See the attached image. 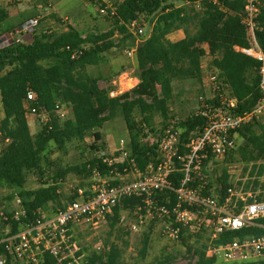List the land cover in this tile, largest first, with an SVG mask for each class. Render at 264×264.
<instances>
[{"label":"trees","instance_id":"1","mask_svg":"<svg viewBox=\"0 0 264 264\" xmlns=\"http://www.w3.org/2000/svg\"><path fill=\"white\" fill-rule=\"evenodd\" d=\"M180 1L183 3L181 7H177L174 0H122L114 6L116 15L108 16L114 24L110 33L85 36L83 32L69 27L62 32H34L29 42H14L6 48L0 47V95L4 111L0 133L4 142L7 141L0 152V188L14 192L9 196L10 201L16 196L21 198L27 213V218H23L22 222L37 217L39 210L48 211L58 203L60 182L69 173H93L97 169L104 178L117 184L118 181L112 180L117 174H124L133 168L144 171L157 156L156 145L150 146L142 141L148 135L146 127L151 126L157 114L163 118L164 126L169 125L174 81H201L202 59L208 53L204 45H208L209 53L214 56L213 66L225 87L239 102L235 112L243 113L257 105L261 98L260 63L234 50L236 45L251 46V36L243 23L246 0H218L217 4L211 0ZM260 2L258 22L263 31L258 32L257 36L264 48V0ZM197 3L200 10L196 8ZM141 17L150 19L152 30L148 37H144L135 55L139 84L130 92L112 96V90L100 87L101 77H93L87 69L102 64L104 54L116 46L111 40L115 34L121 38L119 44L132 37L128 25ZM9 20L8 13L0 9V37L17 28ZM25 22L22 21L19 26ZM178 30H183L185 37L172 41L170 35ZM29 91L36 94L31 106L36 107L39 114L49 115V121L36 136L31 133L27 119ZM60 103L72 108V118L64 123L58 114ZM136 115L142 117L141 122H137ZM117 117L125 120L129 131V155L121 163L108 165L105 158L98 155L101 151L98 143L102 140L100 130ZM204 124L205 120L194 114L179 121L176 126L183 131L182 140L187 141L189 135ZM157 131L150 128L149 132L155 134ZM89 133H93L95 143L91 149L97 156H93L83 167L73 166L57 171L51 183L45 181L38 189L27 188L29 173L36 172L44 178V153L51 143L63 148L66 142L84 140ZM239 137L245 141L240 149L245 161L264 160V122L246 126L240 130ZM255 170L256 165L252 176ZM205 172L208 175V169ZM258 175H264V164L260 165ZM175 177L177 186L182 175L177 173ZM228 179L225 170L215 187L210 182L208 192L213 187L217 188L218 197L225 198L229 188ZM254 183L258 184V181ZM139 204L140 198H132L117 207L114 216L109 219L112 228L119 223L122 212ZM1 220L5 226L8 225L2 217ZM11 224L13 232H17L20 223L12 221ZM252 235H264V217L255 226L223 235L218 244L234 237ZM185 239L188 238L182 237L181 240ZM149 243L150 236L146 235L141 251L144 258ZM83 254L81 249L75 252L77 258ZM119 257L120 251L113 247L104 255H86L79 264H117ZM61 259L46 255L42 264L73 262L71 258ZM199 264L227 263L207 257L205 251ZM243 264H264V260Z\"/></svg>","mask_w":264,"mask_h":264},{"label":"built area","instance_id":"2","mask_svg":"<svg viewBox=\"0 0 264 264\" xmlns=\"http://www.w3.org/2000/svg\"><path fill=\"white\" fill-rule=\"evenodd\" d=\"M84 1L98 5L102 15H116L114 5L107 0ZM211 1L218 3V0ZM196 8L200 10L199 3ZM260 14V0H246L243 23L251 36V46L234 47L236 52L260 63L261 98L253 109L235 112L239 102L212 66L207 73L210 94L200 96V106L195 113L205 120L204 126L192 132L187 141L182 140L183 131L177 128L176 122H170L155 134L148 132L142 141L150 146L156 145L157 156L144 171L132 169L137 176L134 180L112 184L96 169L90 186L75 189L74 198L63 208L52 214L39 210L37 217L25 222L22 219L27 218L26 210L21 198L16 196L11 211L8 214L1 212L8 225L0 233V264L8 261L11 264H42L46 255L68 257L71 251H79L73 241L77 228L99 230L114 216L117 207L132 198L141 199V204L128 212L133 219L131 230L135 233L142 230L148 218L161 220L165 225L164 234L174 241L208 232L210 244L206 255L220 263L243 264L264 260V235L234 237L218 244L223 235L255 226L264 217V197L254 190H239L237 184L240 181L232 179L228 182L226 197L221 199L212 191L208 192L210 181L205 172L210 162L225 160L236 151L240 130L254 122H264V48L257 36L263 31L258 22ZM38 24V19L26 21L19 29L0 37V47L6 48L14 42H29ZM128 29L135 37L145 35V27L140 20L130 23ZM140 43L136 39V43L127 50L129 57H135ZM129 81L132 84V79ZM115 93L111 95L116 96ZM35 100L36 94L29 91L26 102L28 116L40 115L37 108L31 106ZM58 114L61 118L66 116L61 108ZM128 155V150H124L122 157L126 159ZM104 161L108 165L121 163L118 159L105 158ZM177 173L182 177L176 186ZM263 178H257L258 182ZM12 221L20 223L17 232H13Z\"/></svg>","mask_w":264,"mask_h":264},{"label":"rangeland","instance_id":"3","mask_svg":"<svg viewBox=\"0 0 264 264\" xmlns=\"http://www.w3.org/2000/svg\"><path fill=\"white\" fill-rule=\"evenodd\" d=\"M119 1L122 0H107V2H110L114 6ZM174 3L177 7L183 6L180 0H174ZM0 9L8 13L10 16L9 23L14 24L17 27L16 29H19L22 21L38 19L39 24L34 31L37 34H41L44 31L62 32L69 27H74L83 32L85 36L91 34L101 36L110 33L114 28L113 20L107 15H102L99 12L98 5L89 4L84 0H0ZM140 22L145 27V35L143 37L138 38L132 35V37L125 39L119 44L121 38L115 34L111 40L116 43V46L104 54L102 64L87 69L88 73L93 77H101L99 85L102 89L112 90L111 93L116 92V96L132 91L134 88L130 87L139 83L137 61L135 57L127 55V50L136 43V39L142 42L144 37H148L151 33L152 25L150 19L141 17ZM184 37L185 33L183 30L175 31L170 35L172 41H179ZM30 39L31 37L28 38V40ZM206 47L205 49L208 53L203 57L201 64L202 81H174V95L169 106V123H178L194 115L200 106V96H208L210 94L207 73L213 66L214 56L209 53L208 45ZM130 79H132V84L129 81ZM60 104L61 110L66 115L61 119V122L64 123L66 120L72 118V108L70 105ZM117 118L119 120L111 123L110 121L109 123L107 122L100 130L102 140L98 143V146L101 147L98 155L110 160L118 159L119 162H122L125 159V157H122V151L126 147L123 142L127 138L125 132L127 127L122 117ZM2 120L3 114L0 113V127ZM136 120L137 122H141L142 117L136 115ZM47 121H49L47 113H40V115L30 118L31 133L36 136L44 129ZM164 123L160 115H155L151 126L146 127V133L150 131V128L161 129L164 127ZM94 143L93 133H89L84 140L74 139L66 142L63 148H59L56 144L51 143L44 153V178L36 172L29 173L27 188L35 190L40 188L45 181L51 183L57 171H62L73 166L83 167L93 156H97L91 149ZM6 144L7 141L4 142L3 136L0 133V152ZM244 144L243 138L239 137L237 149L233 156L225 160H214L209 163L207 168L209 181L215 187L217 179L226 170L229 177L228 182L229 180L233 181L232 179L240 181V185L237 184L239 190L243 192L254 190L258 195L264 197V175L260 183L258 182L257 185L254 183L256 180L258 181L257 178H260L258 170L260 165L264 164V160H258L257 162L245 161L240 154V149ZM104 153L105 156L103 155ZM255 165L256 170L252 176L251 172ZM135 174L136 172L134 173L132 169H129L124 174L116 175L112 180L118 182L134 180L137 177ZM93 180V173H69L60 182L58 203L52 205L48 212L52 214L64 207L73 199L75 189H87ZM257 186H259L258 189L260 191H257ZM214 187L211 191L214 195H217V188L215 189ZM13 193L10 189L0 188V232L6 228L4 222L1 220V212L5 211L8 214L11 211L14 200L10 201L9 196ZM128 212H122L119 223L115 228H112L110 220L96 231H91L84 227L77 228L73 241L76 242L84 254L77 258L75 252L71 251L69 256L62 258L61 261L71 258L73 262L68 264H79L86 255L91 253L104 255L111 248L115 247L120 251L117 264H199L201 255L210 244V234L208 232H204L198 237H190L184 241L169 239L164 234V222L151 218L147 219L140 232L135 233L131 230L133 219ZM123 216L125 219L122 220ZM146 235L150 236V243L147 255L144 258L141 251L143 239Z\"/></svg>","mask_w":264,"mask_h":264},{"label":"crops","instance_id":"4","mask_svg":"<svg viewBox=\"0 0 264 264\" xmlns=\"http://www.w3.org/2000/svg\"><path fill=\"white\" fill-rule=\"evenodd\" d=\"M207 46V45H206ZM205 45H204V47L205 48H207ZM0 113H2L3 114V117H4V111H3V107H2V101H1V95H0ZM33 117V116H32ZM31 116H28L27 117V119H28V122H29V126H30V118H32ZM116 120H119V118H115L114 120H111L110 121V123L111 122H113V121H116ZM109 123V122H108ZM107 124V123H106ZM125 124H126V122H125ZM126 127H127V125H126ZM126 130V129H125ZM126 132V134H127V138H125L124 139V146H126V147H124L125 148V150H128L129 148H130V143H131V141H130V135H129V131H128V128H127V130L125 131ZM122 152H124V150L122 151Z\"/></svg>","mask_w":264,"mask_h":264}]
</instances>
